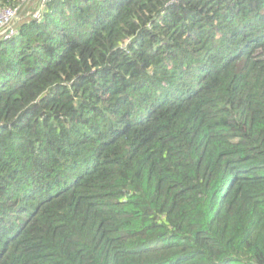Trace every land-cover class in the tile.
Listing matches in <instances>:
<instances>
[{
    "label": "trees",
    "instance_id": "1",
    "mask_svg": "<svg viewBox=\"0 0 264 264\" xmlns=\"http://www.w3.org/2000/svg\"><path fill=\"white\" fill-rule=\"evenodd\" d=\"M5 11L0 264H264V0Z\"/></svg>",
    "mask_w": 264,
    "mask_h": 264
},
{
    "label": "built area",
    "instance_id": "2",
    "mask_svg": "<svg viewBox=\"0 0 264 264\" xmlns=\"http://www.w3.org/2000/svg\"><path fill=\"white\" fill-rule=\"evenodd\" d=\"M13 14L10 11H5L4 13L1 14V19H0V36L3 35V32H5L6 28L11 24V19H12Z\"/></svg>",
    "mask_w": 264,
    "mask_h": 264
},
{
    "label": "rangeland",
    "instance_id": "3",
    "mask_svg": "<svg viewBox=\"0 0 264 264\" xmlns=\"http://www.w3.org/2000/svg\"><path fill=\"white\" fill-rule=\"evenodd\" d=\"M33 1L34 0H32V3H33ZM37 13H38V10H37ZM37 13L35 14V16L34 17H36V15H37ZM23 18H24V16H22ZM2 17H1V14H0V19H1ZM16 24H14V23H11L5 30V32H3V35L2 36H0V41L1 40H3V38L7 35V34H9V32L11 31V30H13L14 28H16V26H15ZM10 35H13V33H10Z\"/></svg>",
    "mask_w": 264,
    "mask_h": 264
},
{
    "label": "clouds",
    "instance_id": "4",
    "mask_svg": "<svg viewBox=\"0 0 264 264\" xmlns=\"http://www.w3.org/2000/svg\"><path fill=\"white\" fill-rule=\"evenodd\" d=\"M46 2H48V0H43V3H46ZM36 13H37V12H36ZM36 13H35V14H36ZM35 14L33 15V19H34V18L37 19V17L40 15L39 10H38V13H37L36 17H34ZM11 23H13V20H12ZM10 33H13V35H10ZM15 34H16V29L14 28V29L11 30V31L9 32V34H7V35L3 38V40H1L0 42L12 38V36H14Z\"/></svg>",
    "mask_w": 264,
    "mask_h": 264
}]
</instances>
